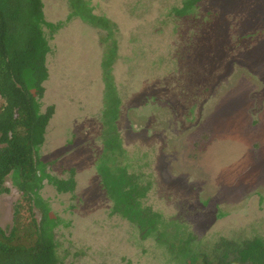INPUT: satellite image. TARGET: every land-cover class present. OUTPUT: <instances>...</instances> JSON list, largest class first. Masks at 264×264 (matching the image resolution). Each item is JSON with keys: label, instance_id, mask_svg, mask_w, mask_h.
<instances>
[{"label": "rangeland", "instance_id": "rangeland-1", "mask_svg": "<svg viewBox=\"0 0 264 264\" xmlns=\"http://www.w3.org/2000/svg\"><path fill=\"white\" fill-rule=\"evenodd\" d=\"M41 2L56 28L42 30L50 52L38 102L54 114L38 155L49 176L75 183L39 189L59 219L61 260L182 264L169 252L180 241L201 256L221 239L264 240V0H199L182 15L188 0H81L104 27L71 14L72 0ZM103 64L118 101L116 155L147 186L139 199L161 241L114 214L101 184ZM5 186L0 227L11 230L15 209L22 228L38 222L10 176Z\"/></svg>", "mask_w": 264, "mask_h": 264}, {"label": "trees", "instance_id": "trees-1", "mask_svg": "<svg viewBox=\"0 0 264 264\" xmlns=\"http://www.w3.org/2000/svg\"><path fill=\"white\" fill-rule=\"evenodd\" d=\"M72 1L71 14L104 27V20H92L83 12L81 0ZM198 1L188 0L180 10L182 13H178L185 14ZM42 10L41 0H0V195L8 191L5 181L10 176L29 210L36 208L40 212L38 222L32 220L22 228L15 209L11 230L6 232L0 227V264H65L58 253L55 235L59 219L39 195L44 180L58 192L69 191L75 184L72 176L67 179L49 176L38 155L54 114L52 106L42 113L38 102L48 78L45 63L50 52L42 30L45 26L52 28V32L56 28L44 21ZM103 68L105 149L98 166L102 187L114 204V214L134 223L141 237L153 234L161 241L158 216L142 207L139 199L146 195L147 186H142L135 174L130 175L116 155L123 153L115 130L118 101L110 66L103 64ZM189 244L190 241H180L169 246V252L182 264H264V240L260 238L221 239L201 256Z\"/></svg>", "mask_w": 264, "mask_h": 264}]
</instances>
